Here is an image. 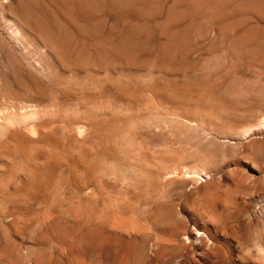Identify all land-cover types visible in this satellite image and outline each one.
<instances>
[{
  "label": "rangeland",
  "instance_id": "1",
  "mask_svg": "<svg viewBox=\"0 0 264 264\" xmlns=\"http://www.w3.org/2000/svg\"><path fill=\"white\" fill-rule=\"evenodd\" d=\"M0 264H264V0H0Z\"/></svg>",
  "mask_w": 264,
  "mask_h": 264
},
{
  "label": "bare ground",
  "instance_id": "2",
  "mask_svg": "<svg viewBox=\"0 0 264 264\" xmlns=\"http://www.w3.org/2000/svg\"><path fill=\"white\" fill-rule=\"evenodd\" d=\"M18 32H19V31H18ZM18 32H17V33H18ZM189 173H190V172H189ZM197 174H198V173H197Z\"/></svg>",
  "mask_w": 264,
  "mask_h": 264
}]
</instances>
